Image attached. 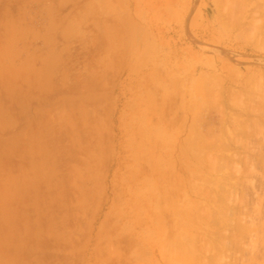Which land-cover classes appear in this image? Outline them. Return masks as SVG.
I'll return each instance as SVG.
<instances>
[{"label": "crops", "instance_id": "obj_1", "mask_svg": "<svg viewBox=\"0 0 264 264\" xmlns=\"http://www.w3.org/2000/svg\"><path fill=\"white\" fill-rule=\"evenodd\" d=\"M127 10L0 0V264H116L111 207L140 188L157 142L136 132L125 50L140 53L147 31Z\"/></svg>", "mask_w": 264, "mask_h": 264}, {"label": "rangeland", "instance_id": "obj_2", "mask_svg": "<svg viewBox=\"0 0 264 264\" xmlns=\"http://www.w3.org/2000/svg\"><path fill=\"white\" fill-rule=\"evenodd\" d=\"M225 1H227V2L225 3ZM229 1H231V2H229ZM242 1H244V0H242ZM242 1L241 0H124L125 7L128 8V10L125 13V22L128 24L133 23V25H135L136 27H138V26L143 27L147 31L146 32L147 35L143 36L144 40L146 41L145 42L146 44H141V47H138L140 50V53H138L139 51L134 52L131 50L130 53L127 55L126 50H125V59L127 61L125 74L127 72L135 73L134 78L131 79V81H133V85H132L133 87L129 84L130 80L125 78V77L123 79H119V82H120V86L125 85V88L131 86L132 89L134 90V93H135V99L138 100V103L135 104L136 112L139 114V117L142 119V121L140 122V126L136 128V132H138L140 135L145 134V133L150 134L151 136H154L155 139H157V142L155 143L156 147L154 146L152 148V150H153L152 153L153 154L155 153V155L150 157L151 158L150 159L151 160L150 165L145 166L142 163V170H141V175H140L141 176L140 188L135 190L134 193L132 191H126L125 192V199L124 200L120 199V200L116 201L114 206L111 207V212L114 213L116 215V217H117V215H119V219L123 220L122 222L119 220L118 222L115 221L114 223L109 224L110 232L111 233L116 232L118 234L117 238L110 239V241H109V243H110L109 247H113V245L116 246L115 253H111L112 250L110 248V254H109L110 258L115 259L114 261L116 262V264H170V263L171 264H173V263L174 264H179V263L180 264H190L189 261H191L192 259L190 258L191 260L189 259L188 262H187V260H188V257L191 255L190 250L192 247H193L192 249H194L192 251V253L197 252L199 254V255L197 253L194 254V256L195 255L197 256V257L196 256L193 257L192 261L194 262V264H197L198 262H199V264H207L208 263L207 261H209V263L215 261V263H210V264H217V259H219L218 264H229V263L230 264H242V263L244 264L245 261H248L247 258L250 259V257H252L250 255V253L252 254L253 248H251L252 246L249 245L252 242L249 243L248 239L246 237H243L244 241H243V239H241L244 244L243 243L241 244L242 241H235L234 236L236 239V235L234 233H236V232L233 229H236V227H234L233 225L236 224V222H237L238 226L241 224L240 225L241 227L239 226L240 229H242V226H243V228L247 227L246 226L247 224L249 226L251 224L250 222H252V221H250L251 218H249L248 215L250 216V212H252L253 209L256 210L258 205H260V203L258 204V202H256V204H252V203H255L256 200L257 201L261 200L260 194H259L260 195L259 198H257V197L255 198V195L253 194L252 188L255 189V188H258L259 186L261 187V185L263 183L262 181L264 178L263 177L264 174H262V171H263V168L261 166L262 163L260 162V159H258V157H257L258 152L259 151L263 152V150H264V139L262 140V138H264L262 135V132L264 134V131H263V129H264V127H263L264 126V123H263L264 122L263 121L264 115H262V114H264V113L261 112V111L264 112V110H263L264 109V99H262V98H264L263 97L264 92L262 91V90H264V32L262 33V31H264V0H246V2L245 1L242 2ZM232 2H233V4L230 5V6H232L231 11H230V9H227L226 6H229L228 4L232 3ZM242 3H244V4H242ZM236 4H238V5H236ZM232 8H234L235 12L233 11ZM246 10H248V11H246ZM247 12L249 13V15ZM232 13H234L236 15L234 16V14H232ZM231 14H232V16H231ZM237 14H239V16ZM233 17H235V18H233ZM244 18H246V19H244ZM235 22H237V24ZM249 22H250V24H249ZM236 25H238V27ZM250 27L251 28L253 27L254 29L253 28L251 29ZM259 27H261L262 30ZM224 31H226V32H224ZM222 32L225 34L228 32L229 33L226 35L225 34L223 35ZM110 49H111V47H110ZM131 61H133L132 62L133 64H131ZM189 62H190V64H189ZM213 63L216 65H214ZM223 64H224V66L222 67L221 65H223ZM117 65L118 64H116L115 62L110 63V72L116 73ZM129 65H130V67H129ZM212 65H214L215 68ZM211 66L213 67V70H212ZM229 67H230V69H232V70H230V73L231 74L234 73L233 74L234 76L228 72ZM237 67H238V69H237ZM248 68H249V70L247 71ZM120 69H121V63H119L118 72L120 71ZM194 69H196V70H194ZM233 69H235V70H233ZM238 70H239V72H238ZM234 71H236L237 74H239V75H241L240 73H242V75L240 77L238 75L235 76L236 73ZM257 71H259L260 74ZM200 75H201L202 79L206 78L208 76L207 77L208 80L210 78L214 79V80L215 79L220 80L222 77L221 80L225 81V83L223 82L225 85L222 82H221L222 84L220 83L223 86L222 92H221V90H219L220 95L218 94L219 92L216 94L219 96V98H218L219 102L216 99H215L216 101L213 100V98H215L214 96H213L212 100H210L213 93L214 92L216 93L215 90H217L220 87V84L217 87L218 83L215 84L217 88L213 87L214 85L212 86L211 83H213L214 81L209 83V81L211 79L209 81H207L208 84H207V82H205V80H207V79H205V80L203 79L204 82L206 83L205 86H207V88L206 87H202V88L200 87L201 92H202L201 95L203 94L202 95L203 98H202V96L199 97V95H200L199 94L200 93L199 86H201V83L203 82L202 79H201V81L197 80V78H199ZM202 75L203 76L205 75V77H203ZM228 75H229V77H228ZM232 76L234 78L236 77L235 79L233 78L234 79L233 81H232V79H229V78H232ZM247 76H249V77L247 78ZM237 77H239V78H237ZM190 79L192 81V85H191L192 90H194L195 84L198 85L195 88L197 89V91L199 90L198 93H194V92H196L195 90L192 92L193 93L192 99L194 100L193 101L194 103L191 106V111L194 110V107H195V109H198V106H202V110L204 108L203 111L200 110L197 114L195 112L197 110L194 111L195 113L191 112V114L193 116H194V114H196L194 116L195 119L191 115L192 116L191 118H193L192 119L193 123H195L194 120H196V124H195L196 126H194L193 123H187L188 125L186 124L187 126H185L186 121H191L190 120L191 118L189 119V117L186 116L187 115V113H186L187 112V107H186L187 106V100L186 99H188V95H186L187 92H185L187 89L186 88L187 82ZM240 79H242L243 81ZM235 80H236V82H235L236 85L234 84ZM237 80L238 81L240 80L239 82H240V84H242L241 86L239 83H237L238 82ZM109 81H110V83H113V81L115 83L117 81L116 76L114 78L112 76H110ZM196 81L199 84L195 83ZM204 82H203V86H204ZM244 82H246V83L244 84ZM209 84L212 86V88H215L214 92H212L213 90ZM246 85H248V86H246ZM208 87H210L211 90L208 89ZM203 88H204V90H203ZM237 88L238 89L241 88L240 92L238 91ZM206 89H208L209 91H206ZM223 90H224V92H223ZM257 90H259L258 92L261 94L260 96L257 95V93H258ZM203 91H206L207 93L205 94V92H203ZM237 91H238V93H237ZM250 91H252V93ZM211 92H212V94H211ZM228 92H229V95L231 98L228 97L229 96L227 94ZM253 92H254V94L257 92L256 93L257 96L256 95L252 96ZM231 93L233 94V96H231ZM235 93L237 95L239 94L240 96L239 95L237 96ZM242 93L245 95V97ZM196 95H198V96L196 97ZM241 95H242V97H241ZM220 96H223V97L220 98ZM251 96L252 97L256 96V97L252 98ZM198 97L200 98V100H199L200 103H198L199 105L196 104L197 103L196 100ZM227 97L229 99H227ZM234 97H235V99L237 98L239 103H237V100H233ZM248 97L251 98V102H250V99ZM257 97L259 100L257 99ZM201 98L203 100H201ZM245 98H247L248 100ZM220 99L223 100L222 102H224V103L223 104L221 103V105H224V107L220 105V101H221ZM243 99H245V100H243ZM256 99L258 100V102ZM229 100H230V102L232 101V104H234L235 102L236 103L234 105H232L230 102L227 103ZM203 101L204 102L206 101L205 103H207V104H205V106H203V104H204ZM209 101H211V102L214 101V102L211 103ZM259 102H260V104H259ZM240 103H241V105H240ZM244 103L248 106L249 105L251 106L253 103H255L257 106V103H258L259 108L262 107V109L257 110L258 107L257 108L255 107L256 108V110H255L253 108L255 106L254 105V106H252V108L249 106L251 108V110H249L250 108L244 110V108H245ZM236 104H238L237 106H239V105L240 106L236 107ZM261 104H262V106H261ZM207 105H208V109H206ZM219 105H220V107H218ZM233 106L236 108H233ZM248 106H246V107L248 108ZM240 107L241 108L244 107V108L240 109ZM222 108H224V109H222ZM199 109H200V107H199ZM221 110L223 112L225 110V112L223 113ZM206 111H207V113H206ZM248 111H252V113L248 112ZM221 112L225 116L224 115L222 116ZM229 112L232 114L231 117H230ZM246 112L248 113V115ZM245 113H246V115H245ZM227 115H229V116H227ZM236 115L238 116V118L236 117ZM239 115L241 117H239ZM244 115L248 116L247 117L248 120L246 119V117ZM226 116L228 117L229 120H227ZM242 116L244 117V119ZM222 117H223V119H222ZM232 117L233 118L235 117L233 119L234 121L236 119L239 120V118L242 119L239 122L236 121V123H234V122L233 123H234V125H236V124L239 125L240 122H243L244 124L241 123L242 125L241 124L240 125L243 126L242 127L243 130L246 129V131H244L245 134L242 131L241 126L237 127V126L232 125L233 123H228V121L229 122L233 121V120H231ZM186 118H188L189 120L188 119L186 120ZM223 120L224 121L227 120V121L224 122ZM259 120H261V121H259ZM220 122L221 123L224 122V123L221 124ZM190 124H192L194 126L193 129H195L198 134L195 133V130H192V129H191L192 133H193V131L195 133L193 135H192L191 131L190 132L188 131V128H187V130H185L186 129L185 127H188ZM228 124H231L232 126L229 127L230 125H228ZM211 125H213V126H211ZM223 125H225V126H223ZM195 127H199V128L196 129ZM221 127H225V128H221ZM234 127L236 129L240 128L241 132L238 130L240 132V134L237 130L234 129ZM244 127H246V128H244ZM208 128H209V130L210 129L211 130L209 131ZM226 128H229V130L227 129L228 132L232 128L233 130L232 129L231 130H232V133H234V134L231 133V135H235V137L229 136L230 134L227 132ZM198 129H201L202 133L200 135L204 136L205 137V138L203 137L204 139L203 138L202 139H200V138L196 139L195 138L196 136L199 137L198 135H199L200 131H198ZM234 130L237 132H235ZM260 130H262V131H260ZM212 132H215V133H212ZM223 133H224V135H222ZM206 134H208V135H206ZM214 134H216L214 137L216 138L217 141L216 140H214V141L210 140V138H212ZM209 135H212V136L210 137ZM218 135H222V137H224L226 135L225 136L226 141H224L225 139L221 138V136H218ZM186 136H190L193 139L195 138L196 140H200V141H198L199 143L197 142V145L198 144L200 145L198 147H200L201 150H202L203 146L206 145V144L204 145L205 141L208 140V144L206 146H208L209 148L211 147V149L209 150V148H205L206 151L208 150L209 154L211 153L210 155L214 156L215 158L217 156V158H218V159L216 158L218 160V161H216V159L214 160L213 157L210 156V157H212L211 159L213 160L211 162V164L213 162L215 163V161H216L218 163V165L216 163V166L220 167L221 165L223 166V164L226 161V163H225L226 165L224 164V166H223L224 169L222 170V168L218 169L217 167H215V168H217V172H219V173L216 174L217 172H216V170H214L215 173L213 174V170L211 171V167L207 165L208 160H209V159H206L207 156L205 158L203 157L204 159L202 158V156H201L202 159L200 158L202 151L205 155H207L208 152L205 153L206 151H204L205 150L204 148L202 151H199V149H195L196 144H194L195 146H194L193 150L191 149L193 146L192 144H191V148H187L188 146L186 145V142H188L191 138L188 137L186 140ZM216 136L219 137V139H217ZM241 136H242V138H241ZM214 137H213V139H215ZM229 137H231V139ZM233 137H234V140L235 139L238 140L237 138H239L238 142L236 140L234 141ZM160 139H165V140L161 141ZM219 140L221 142H219ZM211 141H213L214 143H212ZM222 141H224V142L228 141L230 143H228V142L227 143L230 145H228L224 142L222 143ZM241 141H243V142H241ZM261 141H262V144L259 146ZM191 142H193V140ZM200 142H203V143H200ZM240 142H241V146H243V147L240 146ZM195 143H196V141H195ZM210 143L212 145H215V146L217 143H219V145H220L219 150H221V152L220 151L219 152L222 154L221 156H223V157H221L219 154H216V152L218 151V148L214 147L212 145L210 146L209 145ZM256 144L258 145L257 147H255ZM201 145H202V147H201ZM219 145L217 144V146H219ZM224 145H226L225 149H224ZM227 145L230 147H228ZM246 147H247V150H246ZM216 148H217V150H215ZM237 148L239 149V151ZM188 149L189 150L191 149V151H193V152L195 150H198L196 152V154H198V157L194 156V158L196 157V159H194L192 156L195 154V152H194V154L190 153L189 151L187 152L186 150H188ZM212 151H214L213 152L214 154L212 153ZM233 151H235V152L233 153ZM253 151L255 152V154L257 153L256 155L254 154L255 156L253 155V153H254ZM223 152H225V153L223 154ZM204 154H202V155L205 156ZM236 154H238V156ZM185 155H187V156L189 155L188 156L189 158H187V159L191 160L193 162H195V160H199V161L203 160L204 162H202V163L199 161H196L195 163L197 166L195 165V163H193L194 165H192V162H191L192 166L190 165V167L193 168V166H194V169L191 168V170L194 172L196 169V172H197L198 170L196 167H198V165H199L198 163L201 164L199 166L201 168H202V165H204V167L202 169L200 168L199 171L200 172L203 171L204 173L206 172L207 174L206 173L205 174L201 173V174L203 176L206 175L205 178L208 176H211V178L208 177V179L210 178L211 181H212V177H213L214 183H215V181H218L217 179L221 180L220 181L221 184L223 186L226 185V186H224L225 189L223 188V186H219V185H221V184H219L220 182H218V183L216 182L215 184L212 182V183H210V185L205 184V183H209L211 181H208L207 178L201 179V177H203L202 175H201V177L198 176V177H200L198 179L199 180L201 179V181H199L198 179H195L196 178L195 175L191 176V177H187V178L184 177V176H188L186 171H185L186 169H184V167L187 163L186 162L187 156H185ZM190 156L192 158H190ZM218 156L221 158H219ZM224 156H225V158H224ZM242 157H244V158H242ZM250 157H251V160L249 159ZM252 157H253V159H252ZM207 158H209V156ZM238 158L239 159L242 158V159L239 160ZM219 159H220V161L221 160H223V161L225 160V161L220 162ZM244 159H246V160H244ZM233 160H234V162H232ZM241 160H242V162H241ZM142 161H144L143 158H142ZM244 163H245L246 167L243 166ZM205 164L208 166V168ZM209 164H210V161H209ZM213 164L211 166L214 167ZM256 165L258 168L256 167ZM199 167H198V169H199ZM239 167H240V169H239ZM204 168H205V171H204ZM225 168H228V170L226 169L227 172L225 171ZM245 168H247V169H245ZM252 168H253V171L252 170L248 171L249 169H252ZM187 169H188V165H187ZM208 169L210 172L208 171ZM212 169H214V168H212ZM219 170H221L222 173ZM231 170L233 172H231ZM236 170L238 171V173H236ZM223 171H225V172H223ZM193 172H191L190 174L192 175ZM199 173L198 174L196 173V175H199ZM245 173H248V174L246 175ZM219 175H220V178H219ZM224 176H226V177H224ZM259 176H261V177H259ZM214 177H216V180ZM233 177H236V178L233 179ZM190 178H192L191 181L193 183H195V182L199 183L200 182V184L197 183V185H199L200 187L197 186L196 183L194 185L192 182L188 183L189 184L188 185L187 181H189ZM227 178H230V180ZM226 179H227V182H226ZM232 179L234 180V182L233 181L229 182ZM196 180H198V181H196ZM203 180L208 181V182H205ZM240 180L246 181V184H248V185H246L244 181H242L243 182L242 185L241 184L239 185V183H241ZM256 181L258 182L259 185L257 184ZM201 182H205L204 188L202 185L203 183H201ZM223 183H225V184H223ZM211 184L215 185L216 187H214V186L212 187ZM253 184H254V186H253ZM190 185H192V186H190ZM189 186L191 187V189ZM217 186L222 188V190L218 189L219 187H217ZM234 186L236 188H234ZM205 187H207V188H205ZM226 187L229 189V191L226 189ZM209 188H212L213 190L211 189L212 190L211 191ZM217 189H218V193H215V191ZM250 189H252V191ZM207 190L211 191V193L207 192ZM226 191H228V192H226ZM234 191H236L237 193H235ZM196 192H198V193L202 192V193L198 194ZM240 192H241V194H240ZM186 193L189 195H187ZM195 193H196V195H195ZM204 193L207 196H205ZM212 193H215V194H213L211 196ZM219 193H221L222 195ZM228 193H229V195H228ZM233 193H235V194H233ZM201 194H203V196ZM216 194H217V196L214 197L216 199L215 200L212 199L213 196ZM242 194H244V195H242ZM233 195H235V196L237 195V196L234 197ZM241 195L243 196L242 199L245 200V202H243V204L245 203L244 205H242L243 200L241 199L242 200L241 201L239 199V196L241 197ZM189 196L191 197V199ZM246 196H248V197H246ZM195 197H196V199H195ZM206 197L208 199H210V201ZM225 197H227V198H225ZM184 199L185 200L190 199L188 201V204H187V207H189L190 211H189V209H187V207H185L187 201H184ZM205 199L207 201H209V203ZM211 200L212 201L214 200L213 204L216 203L217 201L219 203L217 202L216 204L213 205ZM220 200H221V202L225 201V203H224L225 205H223V203H221ZM229 200H230V202H229ZM183 201H184V203H183ZM191 202H192V204H190ZM246 202H248V204ZM220 203L223 206H221ZM170 204H171V206H170ZM197 204H199V205L196 206ZM240 204L242 205V207ZM192 205H193V207L190 208ZM216 205H218V206H216ZM229 205H231V206H229ZM245 205L248 207H244ZM206 206H207V208H206ZM220 206H221V208L224 206L227 208V211H226L225 207H224L225 211L221 209L223 211V212L222 211L221 212L227 216V217L225 216L227 218L226 219L227 221L225 219H223V221L225 220L223 222L222 218L220 219L221 216L219 217V214L220 215L222 214L219 211ZM253 206H255V207H253ZM209 207H212V208H209ZM195 208L197 210H199L201 208L199 210V213L197 212V210ZM203 208L205 209V211L202 210ZM243 208H245V209H243ZM174 209L175 210L177 209V210L175 211ZM182 210H185V211L183 212ZM186 211H187V213H186ZM241 211H242V214L244 213V215L239 214V213H241ZM246 211L248 214L247 213L245 214ZM189 212L192 215H194V217L192 215H189V216L187 215V217H185L186 214H189ZM201 212H202V215H200ZM231 212H232L233 216H231ZM256 212H257V210H256ZM256 212L253 211L252 214H254V213L256 214ZM179 213H181V214H179ZM205 213H208L209 215H211L210 216L211 219L209 218V215L208 214L205 215ZM211 213H213V214H211ZM235 213H237L236 214L237 216L234 215ZM252 214H251V216H253ZM179 215H180V217H179ZM203 215H204V217L206 216V218H204ZM213 215H214V217H213ZM216 215L218 218L215 217ZM190 216L193 217V220H192L193 222L189 220L190 223L192 222L191 224L189 223V221L187 222V220L189 219ZM228 216H231V217L229 218ZM235 216H236V218L238 216H240V217H238V219H236ZM244 216H246V218ZM195 217L196 218L198 217L199 219L200 218L201 219L199 220V219H196ZM232 217L235 218L234 224L232 223L233 222ZM183 218H185V219H183ZM203 218H204V220H203ZM239 218L242 222L246 220V221H248V223L246 221H245L246 223L245 222L242 223L239 220ZM195 219L199 220L200 222L202 221L201 222L202 225L199 224L200 222L196 221ZM206 219L209 220L210 225L208 224L209 222H207ZM247 219H249V220H247ZM184 220H185V222H184ZM210 220H212V224H214L216 227L217 226L219 227L221 225V228L217 227L214 229V227H213L214 225L211 224ZM229 220H230V222H229ZM181 221H182V224L184 226L189 225V226H186V227H188L187 229L183 228L184 226L180 223ZM203 221L205 222V225H204ZM254 221H256V220H254ZM238 222L240 224H238ZM193 223H194V225H192ZM224 223H226V224L224 225ZM180 224H181V226H180ZM231 224H233V225H231ZM243 224H245V225H243ZM190 225H192V226H190ZM198 225H200V226H198ZM222 225L224 228L222 227ZM226 225H228V228L226 227ZM237 225H235V226H237ZM211 226H212V229L207 228V230L209 229L210 233H209V231H207V235H206V232H205L206 227L211 228ZM193 227H195V228L192 229ZM199 227L202 229L200 230ZM203 228H205V229H203ZM213 229H214V231H212V233L214 232V235H215V232L217 235H218L217 232H219L220 233L219 235L222 237H220L219 235L218 236L215 235L216 237H220V239L218 238V240H217L216 238H214V240L212 242L210 241V244L215 242V240L217 241V243L220 242V240L222 242V240L225 237L226 242H224L225 240H223V242H222V243H224L223 247L221 245L222 243L221 242L219 243L222 248L216 242L212 245H209L208 244L209 242L208 243L204 242V241L208 240V237L211 239L210 234H212L211 230H213ZM199 230L201 231V233L200 232L197 233ZM178 231H180V233H182L183 235H180L178 233ZM184 231H186V232H184ZM243 231H245V229ZM185 233L188 234L187 237L184 236ZM191 233L194 235H192ZM231 233H233L234 235ZM167 234L169 235L168 238H167V236H168ZM178 234L180 237L178 236ZM201 234H203L204 236L206 235V239ZM176 235H177L178 239H177ZM191 235L194 236V238ZM199 235H201L202 236L201 238H204V239H198V237H200ZM214 235H212V236H214ZM229 235H231V236H229ZM162 236H163V238H162ZM181 236L182 237L184 236L186 238L189 237L188 239L185 238L187 240V243L189 242V244H187V245L190 246V243L192 245L191 248L188 247V248H190L189 249L190 255H188V257L185 256L186 257L185 259L182 256L183 251L185 250L183 247H185V245L182 244L181 242L180 243L182 245L179 244V242H177L180 240L179 238H181L183 240V238ZM165 237H166V239H165ZM172 237L174 240L172 239ZM190 237L192 238V242H191ZM229 237L232 238L231 242L232 243L234 242L233 244L236 245V247H234V246H232L233 244H230L232 246L231 251H227V248H228V250L230 248H229V246L227 247V245H226V243L229 244V242H230ZM226 238H228L229 242L227 241ZM171 239H172V241H175V239L177 240L175 242H177L179 244L178 247L176 246V248H174L175 245H177V243L175 245H173L174 244L173 242H172V244H170ZM189 239H190V241H189ZM236 240H238V238ZM183 241L185 243V240H183ZM235 242H237V244ZM193 243L194 244L196 243L195 245L198 247H194ZM239 244L241 245L240 247L238 246ZM180 245L182 246V248ZM202 245H203V247H202ZM213 245L218 246L222 253L219 251H216V250L211 251L212 248L214 247ZM170 246H172V248L175 250L176 249L180 250V248H181L180 252L183 250L181 252L182 254L177 250L176 251L177 255L175 257L176 253L172 252L174 250L171 249ZM207 246L211 250L205 249ZM215 247L213 249L218 248V247H216V248ZM201 248H203L202 251H201ZM219 248H218V250H219ZM204 249L207 250V252H210V251L211 252L206 253L204 251ZM222 249H225L226 252ZM235 249H236V251H235ZM251 249H252V251H251ZM195 250H198V251H195ZM208 250H210V251H208ZM178 252L180 253V255H178L179 254ZM204 252L206 253L207 257L205 255L204 256L200 255L201 253L205 254ZM218 252H219L220 256L217 254ZM237 252H239V253H237ZM215 253H216V256H219L220 258L218 257L217 259H215L216 258V256H214ZM171 254H173L174 256ZM184 254H186V253H184ZM241 254L243 256H239ZM169 255L171 256V258ZM211 255H213L214 258H212ZM244 255H245V258L248 256L245 260L242 258V257H244ZM179 256H180V258L182 257L184 260L187 259L186 260L187 263H185L184 260L181 261L180 259H179L180 261L178 262ZM234 256H236L238 258H236ZM190 257H192V256H190ZM201 257H202V261H201ZM203 257H206L207 259L203 258ZM209 257L213 261L208 260ZM194 258H197V259L194 260ZM175 259H177V261ZM204 259L206 260V262ZM221 259H222V262H220ZM234 259H235V261H234ZM263 259H264V257L260 261L264 263ZM196 261H197V263H195ZM232 261H233V263H232ZM193 262H192V264H193Z\"/></svg>", "mask_w": 264, "mask_h": 264}, {"label": "bare ground", "instance_id": "obj_3", "mask_svg": "<svg viewBox=\"0 0 264 264\" xmlns=\"http://www.w3.org/2000/svg\"><path fill=\"white\" fill-rule=\"evenodd\" d=\"M241 1H242V0H241ZM244 1L246 2V0H244ZM244 1H242V2H244ZM226 2H227V1H225V3H226ZM229 2H231V1H229ZM235 2H236V1H235ZM250 2H251V1H250ZM261 2H262V1H261ZM227 4H228V3H227ZM231 4H233V2H232V3H229V4H228L229 6H226L227 9H230V11H231V7H232V6H230ZM239 4H240V3H239ZM242 4H244V3H242ZM246 4H247V3H246ZM225 5H226V4H225ZM236 5H238V4H236ZM234 8H235V7H234ZM234 8H232L233 11H234ZM225 9H226V8H225ZM240 10H241V9H240ZM251 10H252V9H251ZM246 11H248V10H246ZM246 11H245V12H246ZM227 12H228V11H227ZM234 12H235V11H234ZM245 12H244V13H245ZM255 12H256V11H255ZM229 13H230V12H229ZM229 13H228V14H229ZM244 13H243V14H244ZM247 13H248V12H247ZM232 14H234V13H232ZM232 14H231V16H232ZM243 14H242V15H243ZM235 15H236V14H234V16H235ZM237 15L239 16V14H237ZM245 15H246V14H245ZM248 15H249V13H248ZM250 15H251V14H250ZM243 16H244V15H243ZM255 16H256V15H255ZM227 17H228V16H227ZM244 17H245V16H244ZM253 17H254V16H253ZM253 17H252V18H253ZM233 18H235V17H233ZM233 18H232V19H233ZM238 18H239V17H238ZM250 18H251V17H250ZM255 18H256V17H255ZM232 19H231V20H232ZM241 19H242V18H241ZM241 19H240V20H241ZM244 19H246V18H244ZM240 20H239V21H240ZM227 21H228V20H227ZM241 21H242V20H241ZM228 22H229V21H228ZM231 22H232V21H231ZM235 23L237 24V22H235ZM239 23H240V22H239ZM241 23H242V22H241ZM249 24H250V22H249ZM225 25H226V24H225ZM225 25H224V26H225ZM229 25H230V24H229ZM251 25H252V24H251ZM253 25H254V24H253ZM234 26H235V25H234ZM236 26L238 27V25H236ZM231 27H232V26H231ZM237 27H236V28H237ZM250 28H251V27H250ZM252 28H253V27H252ZM252 28H251V29H252ZM259 28L261 29V27H259ZM253 29H254V28H253ZM256 29H257V28H256ZM261 30H262V29H261ZM224 32H226V31H224ZM259 32H260V31H259ZM263 32H264V31H262V33H263ZM222 33H223V32H222ZM228 33H229V32H228ZM228 33H226V34H228ZM224 34H225V33H223V35H224ZM226 34H225V35H226ZM221 35H222V34H221ZM223 35H222V36H223ZM189 64H190V62H189ZM213 64H214V63H213ZM226 64H227V63H226ZM226 64H225V65H226ZM214 65H216V64H214ZM214 65H212V66H214ZM229 65H230V64H229ZM212 66H211V67H212ZM221 66L223 67L224 64L221 65ZM226 66H227V65H226ZM245 66H246V65H245ZM211 67H210V68H211ZM230 67H231V66H230ZM230 67H229V69H228V70H229V71H228L229 73H230V70H232V69H230ZM259 67H260V66H259ZM214 68H215V66H214ZM220 68H221V67H220ZM225 68H226V67H225ZM232 68H233V67H232ZM196 69H197V68H196ZM196 69H194V70H196ZM218 69H219V68H218ZM223 69H224V68H223ZM237 69H238V67H237ZM212 70H213V67H212ZM224 70H225V69H224ZM233 70H235V69H233ZM248 70H249V68L247 69V71H248ZM225 71H226V70H225ZM234 72L236 73L235 76L238 75V76L240 77V76L242 75V73H240L241 75H239V74H237L236 71H234ZM238 72H239V70H238ZM251 72H252V71H251ZM257 72L259 73V71H257ZM247 73H248V72H247ZM227 74H228V73H227ZM230 74H231V73H230ZM233 74H234V73H233ZM233 74H231V75H233ZM248 74H249V73H248ZM250 74H251V73H250ZM253 74H254V73H253ZM259 74H260V73H259ZM202 76H203V75H202ZM206 76H207V75H206ZM233 76H234V75H233ZM233 76H232V78H229V79H232V81L236 78V77L234 78ZM203 77H205V75H204ZM207 77H208V76H207ZM207 77H206V78H203L204 80L207 79V80H205V82H207V81H209V80L211 79V78H210V79L208 80ZM228 77H229V75H228ZM239 77H237V78H239ZM248 77H249V76H247V78H248ZM233 78H234V79H233ZM242 78H243V77H242ZM199 79H200V80H199ZM201 79H202V78H201V75H200L199 78H197V80H198V81H201ZM203 79H202V81L204 82ZM221 79H222V77H221ZM221 79H220V80H221ZM211 80H212V81H211ZM211 80L209 81V83L214 81L213 83H211V85H212V86L214 85L213 87H215V88H217L221 82H222V83H223V82L225 83V81H222V80L220 81L219 79H215L216 81L218 80L217 82H216L214 79H211ZM240 80H242V79H240ZM240 80H239V81H240ZM232 81H231V82H232ZM237 81H238V80H237ZM239 81H238L237 83L240 84ZM242 81H243V80H242ZM242 81H241V82H242ZM203 82L201 83V86H199V90H200V93H199L200 95H199V97L203 95V94L201 95L202 92H201L200 87H201V88H202V87H206V88H207V86H205V85H206L205 82H204V86H203ZM215 82H216V83H215ZM235 82H236V80L234 81V84H235ZM195 83H198V82L196 81ZM217 83H218V85H217V87H216L215 84H217ZM222 83H221V84H222ZM224 83H223V84H224ZM245 83H246V82H244V84H245ZM198 84H199V83H198ZM207 84H208V82H207ZM221 84H220V87H219L220 89L218 88L217 90H215L216 93L214 92V89H215V88H212V86L209 84L210 87H211L212 90H213L212 92H214L213 95L211 96L210 100H212L213 96L215 97V98H213L214 101H216V100L218 101V100H219V99H218L219 96L216 95V94L219 92L218 94L220 95V91H219V90H221V92H222V87H223V86H222ZM226 84H227V83H226ZM191 85H192V81H191V79H190V80L187 82V87H186L187 89H186V91H185V92H187L186 95H188V99H186V100H187V106H186V107H187V112H186L187 115H186V116L189 117V119L193 116V115L191 114V112H193V113L196 112V114H197L200 110H201V111L204 110V108H203V110H202V106H198V105H199L198 103H200V101H199L200 98L198 97L197 100H196V101H197L196 104H198V105H197V106H198V109H195V107H194V110L191 111V106H192L193 103H194V102H193L194 100L192 99V94H193L192 92H193L194 90L196 91V92H194V93H198V92H199V90L197 91V89L195 88V87L198 86L197 84H195V86H194V90H192ZM209 85H208V86H209ZM224 85H225V84H224ZM235 85H236V84H235ZM241 85H242V84H240V86H241ZM227 86H228V85H227ZM229 86H230V85H229ZM231 86H232V85H231ZM246 86H248V85H246ZM261 86H262V85H261ZM210 87H208V89H210ZM225 88H226V87H225ZM246 88H247V87H246ZM208 89H206V91H209ZM223 89H224V88H223ZM237 89H238V88H237ZM240 89H241V88H240ZM240 89H238L239 92H240ZM247 89H248V88H247ZM249 89H250V88H249ZM203 90H204V88H203ZM210 90H211V89H210ZM261 90H262V89H261ZM206 91H203V92H205V94H206V93H207ZM238 91H237V93H238ZM241 91H242V90H241ZM248 91H249V90H248ZM258 91H259V90H257V92H258ZM262 91L264 92V90H262ZM212 92H211V94H212ZM223 92H224V90H223ZM245 92H246V91H245ZM250 92L252 93V91H250ZM257 92H256V93H257ZM260 92H261V91H260ZM208 93H209V92H208ZM243 93H244V92H243ZM243 93H242V94H243ZM248 93H249V92H248ZM256 93L254 94V92H253L252 96H253V95H256ZM227 94L229 95V92H228ZM227 94H226V95H227ZM235 94H236V93H235ZM208 95H209V94H208ZM236 95H237V94H236ZM238 95H239V94H238ZM238 95H237V96H238ZM243 95H244V94H243ZM249 95H250V94H249ZM257 95L260 96L261 94L258 92ZM257 95H256V96H257ZM262 95H263V94H262ZM197 96H198V95H196V97H197ZM204 96H205V95H204ZM216 96H217V97H216ZM231 96H233L232 93H231ZM234 96H235V95H234ZM239 96H240V95H239ZM246 96H247V95H246ZM252 96H251V97H252ZM256 96H254V97H256ZM209 97H210V96H209ZM209 97H208V98H209ZM221 97H223V96H220V98H221ZM225 97H226V96H225ZM228 97H230V95H229ZM228 97H227V99H229ZM235 97H236V96H235ZM235 97H234L233 100H237V98L235 99ZM241 97H242V95H241ZM244 97H245V95H244ZM244 97H243V98H244ZM254 97H252V98H254ZM263 97H264V96H263ZM186 98H187V97H186ZM202 98H203V96H202ZM202 98H201V100H203ZM208 98H207V99H208ZM230 98H231V97H230ZM232 98H233V97H232ZM238 98H239V97H238ZM248 98H249V97H248ZM260 98H261V97H260ZM215 99H216V100H215ZM241 99H242V98H241ZM245 99H247V98H245ZM245 99H243V100H245ZM249 99H250V102H251V98H249ZM257 99H258V97H257ZM257 99H256V100H257ZM262 99H264V98H262ZM220 100H221V99H220ZM230 100H231V99H230ZM230 100H229L227 103H229ZM247 100H248V99H247ZM258 100H259V99H258ZM258 100H257V102H258ZM214 101H212V102H214ZM222 101H223V100L220 101V105H221V103H222V104L224 103V102H222ZM226 101H227V100H226ZM239 101H240V100H239ZM241 101H242V100H241ZM252 101H253V100H252ZM203 102H204V101H203ZM205 102H206V101H205ZM205 102H204L203 106H205V104H207V103H205ZM209 102H211V101H209ZM212 102H211V103H212ZM218 102H219V101H218ZM246 102H247V101H246ZM254 102H255V101H254ZM260 102H261V101H260ZM260 102H259V104H260ZM216 103H217V102H216ZM230 103L232 104V101H231ZM235 103H236V102H235ZM235 103H234V104H235ZM237 103H239L238 100H237ZM214 104H215V103H214ZM234 104H232V105H234ZM244 104H245V103H244ZM244 104H243V105H244ZM259 104L257 103V106H256V104L253 103L251 106H250V105H249V106L252 108V106L255 105V106L253 107L255 110H256L257 107H258L257 110H258V109H262V107L259 108V106H258ZM200 105H201V104H200ZM220 105H219L218 107H220ZM232 105H231V106H232ZM237 105H238V104H236V107H239V106L241 105V103H240L239 106H237ZM243 105H242V106H243ZM221 106L224 107V105H221ZM227 106H228V105H227ZM244 106H245V108L243 107L244 110L250 108V107H249L248 105H246V104H245ZM246 106H248V108H247ZM261 106H262V104H261ZM199 107H200V109H199ZM236 107L233 106V108H236ZM255 107H256V108H255ZM196 108H197V107H196ZM243 108L240 107V109H243ZM251 108H250L249 110H251ZM206 109H208V105H207V108H206ZM215 109H216V108H215ZM222 109H224V108H222ZM195 110H197V111H195ZM218 110H219V109H218ZM263 110H264V109H263ZM194 111H195V112H194ZM219 111H220V110H219ZM219 111H218V112H219ZM221 111H222V110H221ZM222 112H223V111H222ZM222 112H221V113H222ZM224 112H225V110H224ZM224 112H223V113H224ZM248 112H251V113H252V111H248ZM261 112L264 113L263 111H261ZM206 113H207V111H206ZM221 113H220V114H221ZM223 113H222V116L224 115ZM227 113H228V112H227ZM246 113H247V112H246ZM246 113H245V115H246ZM258 113H259V112H258ZM196 114H194V116H195ZM200 114H201V113H200ZM229 114H230V117H231L232 114H231L230 112H229ZM235 114H236V113H235ZM235 114H234V115H235ZM249 114H250V113H249ZM260 114H261V113H260ZM191 115H192V116H191ZM234 115H233V116H234ZM245 115H244V116H245ZM247 115H248V113H247ZM262 115H264V114H262ZM194 116H193V118H194ZM224 116H225V115H224ZM227 116H229V115H227ZM227 116H226V118H227V120H229ZM249 116H250V115H249ZM257 116H258V115H257ZM196 117H197V116H196ZM201 117H202V116H201ZM236 117L238 118L237 115H236ZM239 117H241V116L239 115ZM242 117H243V116H242ZM245 117H246V119H247L248 116H245ZM259 117H260V116H259ZM193 118H191L190 120L192 121ZM234 118H235V117H234ZM234 118L232 117L231 120H233ZM260 118H261V117H260ZM187 119H188V118H186V120H187ZM189 119H188V120H189ZM194 119H195V118H194ZM204 119H205V118H204ZM222 119H223V117H222ZM222 119H221V120H222ZM243 119H244V117H243ZM216 120H217V119H216ZM227 120H226V121H227ZM241 120H242V119L239 118V120L236 119L235 121H234V120L231 121V122L228 121V123H233V122L236 123V121L239 122V121H241ZM247 120H248V119H247ZM247 120H246V121H247ZM262 120H263V119H262ZM191 121H186L185 126L188 125L187 123H193V121H192V122H191ZM194 121H195V123H193V125L196 126V125H195V124H196V120H194ZM223 121H224V120H223ZM226 121H224V122H226ZM259 121H261V120H259ZM263 121H264V120H263ZM224 122H223V123H224ZM238 122H237V123H238ZM220 123H221V122H220ZM223 123H221V124H223ZM234 123H233L232 125H234ZM241 123H243V122H240V124H241ZM259 123H260V122H259ZM263 123H264V122H263ZM186 124H187V125H186ZM221 124H220V125H221ZM240 124H239V125L236 124V125H234V126H237V127H238V126H241L242 124H241V125H240ZM243 124H244V123H243ZM245 124H246V123H245ZM260 124H261V123H260ZM193 125L190 124L188 127H185V128H186L185 130H187V128H188V131H189V132L191 131V129H192V130H195V129H193V128H194ZM220 125H219V126H220ZM228 125H230L229 127L232 126L231 124H228ZM190 126H191L192 128H191ZM209 126H210V125H209ZM211 126H213V125H211ZM223 126H225V125H223ZM262 126H263V125H262ZM199 127H200V126H199ZM199 127H195V128L197 129V128H199ZM217 127H218V126H217ZM226 127H227V126H226ZM242 127H243V126H241L242 131H243V132L246 131V129L243 130ZM263 127H264V126H263ZM211 128H212V127H211ZM221 128H225V127H221ZM221 128H220V129H221ZM232 128H233V127H232ZM232 128H231V129H232ZM244 128H246V127H244ZM216 129H217V128H216ZM227 129L229 130V128H226V130H227ZM231 129H230L229 132H228V130H227V132L230 134L229 136H231V137L234 136V137H235V135H231L232 130H233V129H232V130H231ZM234 129L237 130V131H238V130L240 131V128H239V129H238V128L236 129V128L234 127ZM262 129H263V128H262ZM202 130H203V129H202ZM208 130H209V128H208ZM210 130H211V129H210ZM210 130H209V131H210ZM222 130H223V129H222ZM222 130H221V131H222ZM224 130H225V129H224ZM235 130H234V131H235ZM198 131H200V132H199V135H198L199 137L196 136L195 138H196V139H198V138L202 139L204 136L200 135V134L202 133V132H201V129H198ZM221 131H220V132H221ZM237 131H235V132H237ZM239 131H238V132H239ZM260 131H262V130H260ZM263 131H264V129H263ZM185 132H186V131H185ZM240 132H241V131H240ZM240 132H239V134H240ZM243 132H242V133H243ZM191 133H192V131H191ZM195 133H197L196 130H195ZM195 133H194V131H193L192 135L195 134ZM212 133H215V132H212ZM224 133H225V132H224ZM224 133H223L222 135H224ZM258 133H259V132H258ZM260 133H261V132H260ZM197 134H198V133H197ZM197 134H196V135H197ZM209 134H210V133H209ZM217 134H218V133H217ZM220 134H221V133H220ZM225 134H226V133H225ZM232 134H234V133H232ZM244 134H245V132H244ZM189 135H190V134H189ZM206 135H208V134H206ZM215 135H216V134H214L213 137H214ZM222 135H218V136H221V138L225 139L224 141H226V137H225V136H226L227 134H226L224 137H222ZM241 135H242V134H241ZM262 135H263V137H264L263 132H262ZM262 135H261V136H262ZM209 136L211 137L212 135H209ZM188 137L191 138V139L193 140V142H191V141H192L191 139H190L188 142H186V145L188 146L187 148H191V144L193 145L192 148H191L192 150L194 149V146H195L194 144H196V148H195V149H199V151H202L203 148H204V149H205V148H209L208 146H206V145L208 144V140H206L207 142L204 140V141H205L204 145H205V144H206V145L203 146V148H202V150H201L200 147H198V146H200V145H199V144L197 145V142L200 141V140H196L195 138H194V139H195V140H194V139H193L192 137H190V136H186V140H187ZM213 137L210 138V140H213V141L216 140V138L214 137L215 139H213ZM216 137H217V136H216ZM231 137H229V138L231 139ZM234 137H233V140H234ZM244 137H245V136H244ZM204 138H205V137H204ZM204 138H203V139H204ZM221 138H220V139H221ZM241 138H242V136H241ZM206 139H207V138H206ZM217 139H219V137H217ZM237 139L239 140V138H237ZM263 139H264V138H262V140H263ZM227 140H228V139H227ZM235 140H236V139H235ZM235 140H234V141H235ZM238 140H236V141L238 142ZM242 140H243V139H242ZM195 141H196V143H195ZM204 141H203V142H204ZM213 141H211V142L214 143ZM216 141H217V140H216ZM216 141H215V142H216ZM224 141H222V143H223ZM229 141H230V140H229ZM234 141H233V142H234ZM203 142H200V143H203ZM219 142H221V141L219 140ZM227 142H228V141H227ZM227 142H224V143H226V144L230 143V142H228V143H227ZM241 142H243V141H241ZM241 142H240V146H241ZM198 143H199V142H198ZM259 143H260V142H259ZM259 143H258V144H259ZM217 144L219 145V143H217ZM217 144H216V146H215V145H212L211 143H210L209 145H210V146L212 145V146H214V147H217V148H218V151L216 152V154H219V155L221 156V155H222V154L220 153L221 150H219V149H220V145L217 146ZM231 144H232V143H231ZM261 144H262V141H261V143L259 144V146H260ZM228 145H230V144H228ZM228 145H227V146H228ZM236 145H237V144H236ZM242 145H243V144H242ZM222 146H223V145H222ZM225 146H226V145H224V149H225ZM240 146H239V147H240ZM257 146H258V145L256 144L255 147H257ZM262 146H263V145H262ZM201 147H202V145H201ZM228 147H230V146H228ZM235 147H236V146H235ZM235 147H234V148H235ZM241 147H243V146H241ZM253 147H254V146H253ZM217 148H216L215 150H217ZM226 148H227V147H226ZM244 148H245V147H244ZM143 149H144V148H143ZM191 149H190V150L188 149V150H186V151H187V152L189 151V152L192 153V154H194V152H195V154H194L192 157H193V158H194V156H197V157H198V154H196V152H197L198 150H195V151L193 152V151H191ZM210 149H211V147L209 148V150H210ZM222 149H223V148H222ZM230 149H231V148H230ZM237 149H238V148H237ZM237 149H236V150H237ZM257 149H258V148H257ZM213 150H214V149H213ZM246 150H247V147H246ZM248 150H249V149H248ZM259 150H260V149H259ZM259 150H258V151H259ZM144 151H145V150H143L142 152H144ZM204 151H206V149H205ZM219 151H220V152H219ZM223 151H224V150H223ZM227 151H228V150H227ZM231 151H232V150H231ZM238 151H239V149H238ZM187 152H186V153H187ZM207 152H208V153H207ZM210 152H211V151H210ZM213 152H214V151H212V153H213ZM218 152H219V153H218ZM234 152H235V151H233V153H234ZM236 152H237V151H236ZM240 152H241V151H240ZM253 152H254V151H253ZM186 153H185V154H186ZM200 153H201V152H200ZM205 153H207V155H205V154L203 153V151H202V153H201V155H200V158H201V156H202V158H203V157L205 158L206 156H207V157L209 156V158L206 157V159H209L207 165L211 167V171L213 170V174L215 173L214 170H216V172H217V168H218V169L222 168V170L224 169L223 166H224V164L226 163L225 160H224L225 163H224V164L222 163L223 166H222V165H221V166L219 165L220 167H217V166H216V163H217L216 161H218V160H217V159H218L217 156H216V158H217V159H216L214 156L210 155L211 153L209 154V151H208V150H207ZM224 153H225V152H223V154H224ZM246 153H247V152H246ZM202 154H204L205 156H203ZM213 154H214V153H213ZM238 154H239V153H238ZM238 154H236V155L238 156ZM240 154H241V153H240ZM254 154H255V152L253 153V155H254ZM256 154H257V153H256ZM256 154H255V155H256ZM258 154H259V155H258ZM258 154H257V157H258V159H260V162L262 163V165H261L262 168H263L262 174H264V150H263V152H262V151H261V152L259 151ZM225 155H226V154H225ZM255 155H254V156H255ZM185 156H187V155H185ZM188 156H189V155H188ZM188 156L186 157V162H187V163H186V165H185V167H184V169H186L185 171H186V173H187L188 176H184V177L187 178V177H191V176H194V175H195V176H196L195 179H198V178H200L201 175L204 173L203 171H202V172L199 171L200 168H201V167H199V166H200L201 164L198 163V164H199V165H198L199 169H198V167H196L197 165H196L195 162H196V161H199V160H195V162H193V161L187 159V158H189ZM210 156H212L214 160L216 159L215 163H214V162H213L214 164L212 163V164L214 165V167L211 166V165H212L211 162H212L213 160L211 159L212 157H210ZM250 156H251V155H250ZM192 157L190 156V158H192ZM218 157H219V156H218ZM221 157H223V156H221ZM221 157H219V158H221ZM202 158H201V159H202ZM204 158H203V159H204ZM224 158H225V156H224ZM242 158H244V157H242ZM242 158H240V159H242ZM184 159H185V158H184ZM194 159H196V157H195ZM198 159H199V158H198ZM228 159H229V158H228ZM238 159H239V158H238ZM240 159H239V160H240ZM249 159L251 160V157H250ZM252 159H253V157H252ZM187 160H188V161H187ZM192 160H193V159H192ZM226 160H227V159H226ZM244 160H246V159H244ZM209 161H210V164H211V165L209 164ZM219 161H220V159H219ZM221 161H223V160H221ZM221 161H220V162H221ZM224 161H223V162H224ZM191 162H192V165H194L193 163H195V165H196L195 167L197 168V170H198L200 173H199L198 171L196 172V169H195L194 172L191 170V168H192V167H190ZM199 162L202 163V162H204V161H203V160H202V161L200 160ZM206 162H207V161H206ZM229 162H230V161H229ZM232 162H234V160H233ZM241 162H242V160H241ZM184 163H185V162H184ZM238 163H239V162H238ZM252 163H253V162H252ZM203 164H204V163H203ZM220 164H221V163H220ZM253 164H254V163H253ZM256 164H257V163H256ZM187 165H188V169H187ZM192 165H191V166H192ZM205 165H206V164H205ZM207 165H206V166H207ZM217 165H218V163H217ZM225 165H226V164H225ZM208 166H207V168H208ZM240 166H241V165H240ZM243 166H245V163H244ZM203 167H204V165H202V168H203ZM210 167H209V168H210ZM215 167H217V168H215ZM241 167H242V166H241ZM245 167H246V166H245ZM256 167H257V165H256ZM259 167H260V166H259ZM202 168H201V169H202ZM212 168H214V169H212ZM242 168H243V167H242ZM257 168H258V167H257ZM192 169H194V166H193ZM226 169L228 170V168H225V171H226ZM237 169H238V168H237ZM239 169H240V167H239ZM243 169H244V168H243ZM245 169H247V168H245ZM250 170L253 171V168H252V169H249L248 171H250ZM257 170H258V169H257ZM261 170H262V169H261ZM204 171H205V168H204ZM206 171H207V170H206ZM208 171H209V169H208ZM219 171L222 173L221 170H219ZM225 171H223V172H225ZM241 171H242V170H241ZM191 172H193L192 175L190 174ZM209 172H210V171H209ZM226 172H227V171H226ZM231 172H233V171L231 170ZM242 172H243V171H242ZM256 172H257V171H256ZM259 172H260V171H259ZM184 173H185V172H184ZM196 173H197V174L199 173V175H196ZM201 173H202V174H201ZM205 173H206V172H205ZM205 173H204V174H205ZM211 173H212V172H211ZM218 173H219V172H217L216 174H218ZM236 173H238L237 170H236ZM240 173H241V172H240ZM240 173H239V174H240ZM243 173H244V172H243ZM260 173H261V172H260ZM260 173H259V174H260ZM206 174H207V173H206ZM227 174H228V173H227ZM227 174H226V175H227ZM231 174H232V173H231ZM245 174L247 175L248 173H245ZM253 174H254V173H253ZM257 174H258V173H257ZM208 175H209V174H208ZM223 175H224V174H223ZM241 175H242V174H241ZM255 175H256V174H255ZM198 176H200V177H198ZM202 176H203V175H202ZM205 176H206V175H205ZM205 176H203L204 178L201 177V179H206V178H207L208 181H211V180H210L211 176H208V177H210L209 179H208V177L205 178ZM214 176H215V175H214ZM236 176H237V175H236ZM256 176H257V175H256ZM217 177H218V176H217ZM221 177H222V176H221ZM224 177H226V176H224ZM241 177H242V176H241ZM241 177H240V178H241ZM243 177H244V176H243ZM259 177H261V176H259ZM263 177H264V175H263ZM192 178H193V177H192ZM192 178H190L189 181H187V184L190 183V182H192V181H191ZM214 178H215V180H216V177H214ZM219 178H220V175H219ZM222 178H223V177H222ZM235 178H236V177H233V179H235ZM240 178H239V179H240ZM249 178H250V177H249ZM253 178H254V177H253ZM256 178H257V177H256ZM184 179H185V178H184ZM201 179H200V180L198 179V180L201 181ZM227 179L230 180V178H227ZM227 179H226V182H227ZM233 179H232L231 181H229V182H232V181L234 182ZM246 179H247V178H246ZM259 179H260V178H259ZM259 179H258V180H259ZM198 180H196V181H198ZM217 180H218V181H215V183H216V182L218 183V182L221 181V180H219V179H217ZM222 180H223V179H222ZM237 180H238V179H237ZM250 180H251V179H250ZM258 180H257V181H258ZM203 181H205V180H203ZM208 181H205V182H208ZM213 181H214V179H213V177H212V181L209 182V183L201 182V183H203V184H202V185H203V188H204V185H205V184H209V185H210V183H212ZM240 181H241V180H240ZM242 181H244V180H242ZM242 181H241V183H239V185H240V184L242 185V183H243ZM253 181H254V180H253ZM257 181H256V182H257ZM229 182H228V183H229ZM244 182H245V184H246V181H244ZM262 182H263V183H262ZM262 182H261V183H262L261 187H260V186H259V187L257 186L258 188H255V189L252 188V189H253V194L255 195V198H256V197L259 198V196L261 195V197H260L261 200H258V201H257V200L255 199V200H256L255 203H252V204H256V202H258V204L260 203V205L257 204V205H258V207H257L258 209L256 208L257 212H256L255 209H253V211H255L256 214H255V213L252 214V213H253V211H252V212H250V216L248 215V217L251 218L250 221H252V222H250V223H251V224H250L251 226L249 225V226H250V227H249L248 224L246 225L247 227H245V228H243V226H242V229H243V230L245 229V231H243L242 229H240V227H241L240 225H241V224H240L239 222H238V224H240V225H239L240 227L237 225V222H236V224H234V219L236 218V216H237L236 214H237V213L234 214V215H236L235 218L232 217V218H233V222H232V223H233L234 225H233V224H231V225H233L234 227H236L237 230H236V229H233V230L236 232V233H234V234L236 235V239L238 238V240H236V239H235V236H234V240H235V241H242L241 239H243V237H246V238L248 239V242H249V243L252 242V243L249 244V245L252 246L251 248H253V252H252V254L250 253V255H251L252 257H250V259H249V258H247L248 256L246 255V256H247L246 258L248 259V261H245L244 264H264L263 262L260 261V260L264 257V178H263V181H262ZM192 183H193V182H192ZM195 183H196V185H197L198 182H195ZM195 183H193V184L195 185ZM204 183H205V184H204ZM213 183H214V182H213ZM215 183H214V184H215ZM237 183H238V182H237ZM252 183H253V182H252ZM261 183H260V184H261ZM198 184H200V182H199ZM219 184H221V182H220ZM223 184H225V183H223ZM257 184H258V182H257ZM257 184H256V185H257ZM188 185H189V184H188ZM229 185H230V184H229ZM246 185H248V184H246ZM258 185H259V184H258ZM186 186H187V185H186ZM190 186H192V185H190ZM190 186H189V187H190ZM197 186H199V185H197ZM211 186H212V187H213V186L216 187L215 185H212V184H211ZM219 186H223V185L221 184V185H219ZM219 186H217V187H219ZM224 186H226V185H224ZM224 186H223V188H224ZM230 186H231V185H230ZM253 186H254V184H253ZM187 187H188V186H187ZM187 187H186V188H187ZM194 187H195V186H194ZM199 187H200V186H199ZM228 187H229V186H228ZM231 187H232V186H231ZM245 187H246V186H245ZM251 187H252V186H251ZM205 188H207V187H205ZM234 188H236V187L234 186ZM243 188H244V187H243ZM190 189H191V187H190ZM194 189H195V188H194ZM198 189H199V188H198ZM198 189H197V190H198ZM201 189H202V188H201ZM209 189L211 190L212 188H209ZM215 189H216V188H215ZM218 189H221V190H222V188H220V187H219ZM218 189L215 191V193H218ZM224 189H225V188H224ZM226 189L229 191V189H228L227 187H226ZM230 189H231V188H230ZM246 189H247V188H246ZM248 189H249V188H248ZM252 189H250V190L252 191ZM185 190H186V189H185ZM197 190H196V191H197ZM204 190H205V189H204ZM212 190H213V189H212ZM212 190H211V191H212ZM234 190H235V189H234ZM236 190H237V189H236ZM243 190H244V189H243ZM243 190H242V191H243ZM187 191H188V190H187ZM187 191H186V192H187ZM199 191H200V190H199ZM211 191L207 190V192H210V193H211ZM228 191H226V192H228ZM237 191H238V190H237ZM242 191H241V192H242ZM246 191H247V190H246ZM251 191H250V192H251ZM213 192H214V191H213ZM223 192H224V191H223ZM223 192H222V193H223ZM234 192L237 193L236 191H234ZM241 192H240V194H241ZM196 193H198V192H196ZM196 193H195V195H196ZM200 193H202V192H200ZM200 193H198V194H200ZM215 193H212L211 196H212L213 194H215ZM224 193H225V192H224ZM224 193H223V194H224ZM235 193H233V194H235ZM186 194H187V193H186ZM190 194H191V193H190ZM204 194H205V193H204ZM219 194H221V193H219ZM219 194H218V195H219ZM230 194H231V193H230ZM259 194H260V195H259ZM183 195H184V194H183ZM187 195H189V194H187ZM201 195L203 196V194H201ZM221 195H222V194H221ZM225 195H226V194H225ZM228 195H229V193H228ZM242 195H244V194H242ZM242 195H241V197L239 196V199H240V200L243 198ZM190 196H191V195H190ZM190 196H189V197H190ZM205 196H207V195L205 194ZM211 196H210V197H211ZM216 196H217V194L214 195L213 198H212V197H211V198L215 200L216 198H214V197H216ZM226 196H227V195H226ZM233 196L236 197L237 195H236V196L233 195ZM250 196H251V195H250ZM196 197H197V196H196ZM196 197H195V199H196ZM208 197H209V196H208ZM222 197H223V196H222ZM246 197H248V196H246ZM185 198H186V197H185ZM193 198H194V197H193ZM201 198H202V197H201ZM204 198H205V197H204ZM206 198H207V197H206ZM225 198H227V197H225ZM190 199H191V197H190ZM190 199H188V200H185V199H184V201H187L185 207H187L188 201H189ZM197 199H198V198H197ZM199 199H200V198H199ZM207 199H208V198H207ZM217 199H218V198H217ZM234 199H235V198H234ZM252 199H253V198H252ZM252 199H251V200H252ZM205 200H206V199H205ZM208 200L210 201V199H208ZM214 200H213V201H214ZM227 200H228V199H227ZM230 200H231V199H230ZM230 200H229V202H230ZM242 200H243V201H242ZM242 200H241V201H242V205H244L245 203L243 204V202H245V200H244V199H242ZM184 201H183V203H184ZM201 201H202V200H201ZM206 201H207V200H206ZM209 201H207V202L209 203ZM211 201H212V200H211ZM213 201H212V204H213ZM223 201H224V200H223ZM172 202H173V201H172ZM204 202H205V201H204ZM207 202H206V203H207ZM217 202H218V201H217ZM217 202H216V203H217ZM220 202H221V200H220ZM227 202H228V201H227ZM229 202H228V203H229ZM232 202H233V201H232ZM200 203H201V202H200ZM216 203H214V204H216ZM218 203H219V202H218ZM221 203H223V205H225V204H224L225 201H224V202H221ZM221 203H220V205H221ZM246 203L248 204V202H246ZM190 204H192V202H191ZM210 204H211V203H210ZM214 204H213V205H214ZM226 204H227V203H226ZM230 204H231V203H230ZM236 204H237V203H236ZM198 205H199V204H197L196 206H198ZM205 205H206V204H205ZM208 205H209V204H208ZM223 205H221V206H223ZM240 205H241V204H240ZM242 205H241V207H242ZM170 206H171V204H170ZM173 206H174V205H173ZM209 206H210V205H209ZM216 206H218V205H216ZM221 206H220V208H219V211H220V212H221L222 210L225 211V209H226V211H227V208H226L225 206H224L225 209H224V207L221 208ZM229 206H231V205H229ZM259 206H260V207H259ZM192 207H193V205H192L190 208H192ZM213 207H214V206H213ZM227 207H228V206H227ZM241 207H240V208H241ZM244 207H248V206L245 205ZM253 207H255V206H253ZM206 208H207V206H206ZM209 208H212V207H209ZM214 208H215V207H214ZM217 208H218V207H217ZM238 208H239V207H238ZM250 208H251V207H250ZM170 209H171V208H170ZM178 209H179V208H178ZM187 209H189V207H187ZM195 209H196V208H195ZM200 209H201V208H200ZM200 209H199V210H200ZM221 209H222V210H221ZM243 209H245V208H243ZM174 210H175V209H174ZM176 210H177V209H176ZM176 210H175V211H176ZM193 210H194V209H193ZM193 210H192V211H193ZM196 210H197V209H196ZM199 210H197L198 213H199ZM202 210L205 211L204 208H203ZM213 210H214V209H213ZM216 210H217V209H216ZM234 210H235V209H234ZM234 210H233V211H234ZM182 211L184 212L185 210H182ZM189 211H190V209H189ZM192 211H191V212H192ZM211 211H212V210H211ZM242 211H243V210H242ZM242 211H241V213H239V214H242ZM247 211H248V210H247ZM247 211L245 212V214L247 213ZM195 212H196V211H195ZM206 212H207V211H206ZM222 212H223V211H222ZM222 212H221V213H222ZM228 212H229V211H228ZM186 213H187V211H186ZM198 213H197V214H198ZM208 213H209V212H208ZM208 213H205V215L208 214ZM179 214H181V213H179ZM211 214H213V213H211ZM222 214L224 215V213H222ZM222 214H221V215L219 214V217L221 216L220 219L222 218V221H223V219L226 220V219H227V218H226L227 216H226V215L223 216ZM227 214H228V213H227ZM247 214H248V213H247ZM251 214H252L253 216H251ZM187 215L189 216V215H192V214L189 212V214H186L185 217H187ZM200 215H202V212H201ZM208 215H209V214H208ZM214 215H215V214H214ZM214 215H213V217H214ZM228 215H229V214H228ZM242 215H244V213H243ZM181 216H182V215H181ZM192 216L194 217V215H192ZM192 216L189 217V219L187 220V222H188L189 220H190V221L193 220V217H192ZM195 216H196V215H195ZM210 216H211V215H209V218H210ZM222 216H223V217H222ZM225 216H226V217H225ZM231 216H233V215H232V212H231ZM231 216H228V217L230 218ZM179 217H180V215H179ZM191 217H192V218H191ZM201 217H202V216H201ZM203 217H204V215H203ZM215 217H217V215H216ZM238 217H240V216H238ZM238 217H237L236 219H238ZM244 217L246 218V216H244ZM248 217H247V218H248ZM190 218H191V219H190ZM195 218H196V217H195ZM204 218H206V216H205ZM204 218H203V220H204ZM209 218H208V219H209ZM217 218H218V217H217ZM242 218H243V217H242ZM242 218H241V219H242ZM245 218H244V219H245ZM183 219H185V218H183ZM196 219H199V218L197 217ZM196 219H195V220H196ZM200 219H201V218H200ZM200 219H199V220H200ZM208 219H206L207 222H209ZM210 219H211V218H210ZM220 219H219V220H220ZM195 220H194V221H195ZM199 220H196V221H199ZM212 220H213V219H212ZM212 220H210V221H211V224H212ZM219 220H218V221H219ZM225 220H224V221H225ZM239 220H240V218H239ZM247 220H249V219H247ZM254 220H256V221H254ZM178 221H179V220H178ZM190 221H189V223H190ZM213 221H214V220H213ZM220 221H221V220H220ZM224 221H223V222H224ZM226 221H227V220H226ZM237 221H238V220H237ZM240 221H241V220H240ZM245 221H246V220H245ZM245 221H243V222H245ZM253 221H254V222H253ZM184 222H185V220H184ZM192 222H193V221H192ZM192 222H191V223H192ZM199 222H200V221H199ZM201 222H202V221H201ZM201 222H200L199 224L202 225ZM207 222H206V223H207ZM223 222H222V223H223ZM229 222H230V220H229ZM241 222H242V221H241ZM243 222H242V223H243ZM246 222L248 223V221H246ZM246 222H245V223H246ZM176 223H177V222H176ZM180 223L182 224V221H181ZM191 223H190V224H191ZM203 223H204V225H205V222H204V221H203ZM218 223H219V222H218ZM181 224H180V226H181ZM195 224H196V223H195ZM197 224H198V223H197ZM208 224L210 225V222H209ZM216 224H217V223H216ZM220 224H221V223H220ZM225 224H226V223H224V225H225ZM182 225H183V224H182ZM192 225H194V223H193ZM192 225H190V226H192ZM212 225H214V224H212ZM235 225H237V226H235ZM243 225H245V224H243ZM177 226H178V225H177ZM183 226H184V225H183ZM186 226H189V225H186ZM186 226H184L183 228H186V229H187L188 227H186ZM198 226H200V225H198ZM206 226H207V225H206ZM196 227H197V226H196ZM213 227H214V229H215V228H217L218 226L216 227V226L214 225ZM219 227L221 228V225H220ZM219 227H218V228H219ZM222 227H223V225H222ZM226 227L228 228V225H226ZM252 227H253V228H252ZM181 228H182V227H181ZM183 228H182V229H183ZM190 228H191V227H190ZM194 228H195V227H193L192 229H194ZM197 228H198V227H197ZM199 228H200V227H199ZM207 228L212 229V226H211V228H210V227H206V229L203 228V229H205L206 235H207V231H209V229L207 230ZM223 228H224V227H223ZM201 229H202V228H200V230H201ZM214 229L211 230V233H212V231H214ZM184 230H185V229H184ZM200 230H199L197 233H199V232L201 233ZM217 230H218V229H217ZM229 230H230V229H229ZM180 231H181V230H180ZM180 231H178V233H179L180 235H183L182 233H180ZM189 231H190V230H189ZM202 231H203V230H202ZM234 231H233V232H234ZM176 232H177V231H176ZM184 232H186V231H184ZM244 232H245L246 234H245ZM174 233H175V232H174ZM188 233H189V232H188ZM194 233H195V232H194ZM197 233H196V234H197ZM209 233H210V231H209ZM217 233H218V235L220 234L219 232H217ZM164 234H165V233H164ZM179 234H178V236H179ZM191 234H192V233H191ZM231 234H233V233H231ZM234 234H233V235H234ZM161 235H162V234H161ZM167 235H168V234H167ZM192 235H194V234H192ZM192 235H191V236H192ZM201 235H203V234H201ZM201 235H199L200 237H198V239H204V238H201V237H202ZM206 235H205V236L203 235V237H205V239H206ZM210 235H211V236H210L211 239H212V238H213V239L211 240V239L208 237V240H209V241H208V240H207V241H204V242H207V243L209 242V243H208L209 245H212V244H214L215 242L217 243V241L215 240V242H213V243L210 244V241L212 242V241L214 240V238H216V239L218 240V238L220 239V237H222V236H220V235H219L220 237H216V236H218V235L216 234V232H215V235H216V236L214 235V232H213L212 234H210ZM212 235H214V236H212ZM163 236H164V235H163ZM163 236H162V238H163ZM184 236L187 237L188 234L185 233ZM184 236H183V237L181 236V237L183 238V240H185V243H184V241H183L181 238H179L181 241H180V240L177 241L176 239H175V241L179 242V244L182 243V244L185 245V247H183L185 250H184V251L182 250V251H183V255H182V256H183V258L185 259V258H186L185 256L188 257V255H190V253H189V249L192 247V245H191V243H190V246L187 245V244H189V242L187 243V240H186V239H188L189 237L186 238V237H184ZM189 236H190V235H189ZM195 236H196V235H195ZM225 236H226V235H225ZM229 236H231V235H229ZM168 237H169V235L167 236V238H168ZM176 237H177V235H176ZM176 237H175V238H176ZM179 237H180V236H179ZM192 237L194 238V236H192ZM223 237H224V236H223ZM185 238H186V239H185ZM190 238H191V237H190ZM195 238H196V237H195ZM165 239H166V237H165ZM172 239H173V237H172ZM172 239H171V241H170V244H172V242H173V243H174L173 245H175L177 242L172 241ZM177 239H178V237H177ZM222 239H223V238H222ZM226 239H227V241L229 242L228 238H226ZM229 239H230V242H229V244L226 243V245H227V247L229 246L230 249L228 250V248H227V251H231V250H232V249H231L232 246L236 247V245L233 244L234 242H233V243L231 242V239H232V238L229 237ZM247 239H246V240H247ZM173 240H174V239H173ZM223 240H225V237H224ZM223 240H222V242H223ZM189 241H190V239H189ZM196 241H197V240H196ZM200 241H201V240H200ZM232 241H233V240H232ZM243 241H244V239H243ZM243 241L241 242V244L243 243ZM180 242H181V243H180ZM191 242H192V238H191ZM220 242H221V240H220ZM220 242H218L217 244L220 245V244H219ZM222 242H221V243H222ZM224 242H226V240H225ZM235 243L237 244V242H235ZM239 243H240V242H239ZM179 244L177 243V245H175L174 248H176V246L178 247ZM182 244H181V245H182ZM193 244H194V243H193ZM195 244H196V243H195ZM195 244H194L193 246H194V247H198V246H196ZM200 244H201V243H200ZM208 244H207V245H208ZM217 244H216V245H217ZM223 244H224V243L221 244L222 247H223ZM230 244H233V245L231 246ZM243 244H244V243H243ZM165 245H166V244H165ZM173 245H172V246H173ZM181 245H180V246H181ZM197 245H198V244H197ZM204 245H205V244H204ZM216 245H215V246H216ZM221 245H220V247H221ZM247 245H248V244H247ZM172 246H170L171 249H173ZM213 246H214V245H213ZM215 246H214V247H215ZM238 246L240 247L241 245L239 244ZM238 246H237V247H238ZM188 247H190V248H188ZM202 247H203V245H202ZM204 247H205V246H204ZM211 247H212V246H211ZM214 247H213V248H214ZM216 247H218V246H216ZM216 247H215V248H216ZM222 247H221V248H222ZM225 247H226V246H225ZM239 247H238V248H239ZM179 248H180V247H179ZM181 248H182V246H181ZM181 248H180V250H181ZM192 248H193V247H192ZM192 248H191V250H190V251H191V255H190V256H192V257L189 256V257H188V260L186 259L187 262L189 261L190 258L193 260V257L196 256V255L194 256V254H196L197 252H195V253L193 252V253H192V251L194 250V249H192ZM213 248H212V250H211V249L208 248V246H207L205 249H210L211 251H215V250H216V251L221 252V250H220L219 247H218L219 250H218V248H217V249H213ZM242 248H243V247H242ZM195 249H196V248H195ZM202 249H203V248H201V251H202ZM205 249H204V251H205L206 253H210V252H211L210 250H208V251H210V252H207V250H205ZM245 249H246V248H245ZM173 250H174V251H172V250H171V251L176 253V254L174 253V254H175V257H176V255H177V252H176V251H177L178 249H176V250L173 249ZM180 250H178V251L180 252ZM198 250H199V249H198ZM198 250H195V251H198ZM222 250L225 251V249H222ZM171 251H170V252H171ZM182 251H181V252H182ZM233 251H234V250H233ZM235 251H236V249H235ZM239 251H240V250H239ZM244 251H245V250H244ZM244 251H243V252H244ZM249 251H250V250H249ZM251 251H252V249H251ZM251 251H250V252H251ZM172 252H171V253H172ZM179 252H178V253H179ZM181 252H180V253H181ZM205 252H204V253H205ZM219 252L217 253L218 255H219ZM225 252H226V251H225ZM245 252H246V251H245ZM247 252H248V251H247ZM180 253H179L178 255H180ZM184 253H186V254H184ZM187 253H188V254H187ZM206 253H205V254L201 253L200 255H203V256L205 255V256L207 257ZM221 253H222V252H221ZM234 253H235V252H234ZM237 253H239V252H237ZM240 253H241V252H240ZM181 254H182V253H181ZM192 254H193V255H192ZM197 254H198V253H197ZM212 254H213V253H212ZM232 254H233V253H232ZM242 254H243V253H242ZM242 254L239 255V256H243ZM171 255H173V254H171ZM198 255H199V254H198ZM222 255H223V254H222ZM222 255H221V256H222ZM169 256H170V255H169ZM173 256H174V255H173ZM211 256H212V258H214L213 255H211ZM214 256H216V253L214 254ZM219 256H220V255H219ZM219 256H216L215 259H217ZM236 256H237V255H236ZM236 256H234V257H236ZM196 257H197V256H196ZM206 257H203V258H206ZM170 258H171V256H170ZM181 258H182V257H181ZM181 258H180V256H179V258H178V262H179L180 260H181V261L184 260L183 258H182V259H181ZM219 258H220V257H219ZM223 258H224V257H223ZM236 258H238V257H236ZM242 258L245 260V259H246V258H245V255H244V257H242ZM242 258H241V259H242ZM179 259H180V260H179ZM191 259H190V260H191ZM196 259H197V258H194V260H196ZM199 259H200V258H199ZM206 259H207V258H206ZM170 260H171V259H170ZM172 260H173V259H172ZM175 260L177 261V259H175ZM175 260H174V261H175ZM186 260H184L185 263H187ZM192 260L189 261L190 264H192V262H193ZM204 260H205V259H204ZM208 260L213 261L212 259H210V257H209ZM218 260H219V259H217V264H218ZM244 260H243V261H244ZM201 261H202V257H201ZM234 261H235V259H234ZM263 261H264V259H263ZM205 262H206V260H205ZM207 262L209 263V261H207ZM220 262H222V259H221ZM220 262H219V263H220ZM172 263H173V262H172ZM195 263H197V261H196ZM208 263H207V264H208ZM210 263H215V261L210 262ZM210 263H209V264H210ZM232 263H233V261H232ZM236 263H237V262H236ZM238 263H239V262H238ZM170 264H171V263H170ZM173 264H174V263H173ZM179 264H180V263H179ZM193 264H194V262H193ZM197 264H199V262H198ZM229 264H230V263H229ZM242 264H243V263H242Z\"/></svg>", "mask_w": 264, "mask_h": 264}]
</instances>
